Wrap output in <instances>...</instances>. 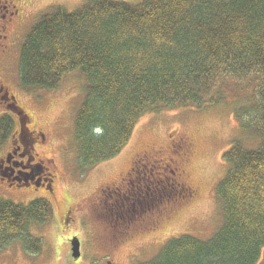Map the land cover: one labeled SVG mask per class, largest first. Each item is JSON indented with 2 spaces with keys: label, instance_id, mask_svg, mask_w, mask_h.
<instances>
[{
  "label": "trees",
  "instance_id": "obj_1",
  "mask_svg": "<svg viewBox=\"0 0 264 264\" xmlns=\"http://www.w3.org/2000/svg\"><path fill=\"white\" fill-rule=\"evenodd\" d=\"M19 85L55 90L80 72L78 162L89 169L117 157L147 113L235 102L234 117L259 145H232L216 187L222 226L206 241L170 240L147 264H257L264 248V0H86L73 12L43 14L20 48ZM15 123L0 116V149ZM53 219L44 200L0 201V252L20 242L39 254L29 228Z\"/></svg>",
  "mask_w": 264,
  "mask_h": 264
},
{
  "label": "rangeland",
  "instance_id": "obj_2",
  "mask_svg": "<svg viewBox=\"0 0 264 264\" xmlns=\"http://www.w3.org/2000/svg\"><path fill=\"white\" fill-rule=\"evenodd\" d=\"M85 1L28 0L21 9L20 21L5 33L0 32L11 44V49L3 53L0 37V84L15 98L17 112L22 113L16 117L0 110V116L10 115L15 123L13 139L1 147L0 156L18 138L30 150V132L31 154L47 169L40 177L53 176L52 193L32 185L10 187L0 178V201L28 205L44 200L53 209V219L48 224L29 228L31 236L41 241L40 253L29 254L20 242H15L0 252V264H147L170 240L190 236L206 241L223 223V205L215 194L228 168L223 154L234 144L247 149L259 145L255 134L241 128L233 113L236 104L228 100L223 105L201 109L147 113L139 119L128 145L117 157L83 169L78 162L74 124L86 95L84 76L70 73L55 90H25L19 85L18 67L24 38L40 16L55 8L73 12ZM111 1L131 5L141 0ZM162 164L168 165L166 173L177 165L184 173L183 182L196 191L195 196L164 207L142 224L136 210L126 219L135 217L139 223L134 220L117 235L121 223L116 226V221H111L106 203L118 201L127 189L138 186L139 179L159 177ZM111 216L116 219L113 212ZM74 239L80 244L78 259L71 254ZM257 264H264V248Z\"/></svg>",
  "mask_w": 264,
  "mask_h": 264
},
{
  "label": "flooded vegetation",
  "instance_id": "obj_3",
  "mask_svg": "<svg viewBox=\"0 0 264 264\" xmlns=\"http://www.w3.org/2000/svg\"><path fill=\"white\" fill-rule=\"evenodd\" d=\"M27 3L28 0H0V32L5 33L22 18L23 12L21 9H24ZM0 37L3 40L1 46L4 48V51L2 50V52L7 53L9 47L11 49V44H7L9 41H7L6 35L0 34ZM0 110L7 111L12 115L15 114L16 117H21L22 115L21 112H17L18 108L15 105V98L1 84ZM24 119L27 120L26 117ZM20 127L19 132L22 130L21 124ZM28 136L31 137L30 150L27 151L21 138H18L17 140L14 139L11 142L9 150L2 157L0 156V178L5 182L8 181V186L10 187L32 185L36 189L43 188L45 191L52 193L53 176L48 174L49 179H42L40 177L46 168L41 162H35V157L31 154L33 136L30 132ZM11 138L13 139V136ZM166 167H168L167 164H162L161 168L163 172L159 173L158 179L150 178V181L139 179L137 182L138 186H134V189H127L125 195H119L118 201L113 200L110 203H106V207H108L106 211L110 213L111 221H116V226L121 223L120 227H117V235L126 227L131 226L135 221L139 223V220H135V217L126 219V215L130 216L137 213L136 210H138L141 218L140 224H142L151 216L159 214L164 207L174 206L176 203L183 202V200L186 201L195 196L196 191L183 182L182 177H184V173L179 170V167L176 165L174 171L168 172L167 170V173ZM102 192L104 193L105 190ZM127 207H129L128 210ZM112 212L113 215H116V219H113L111 216ZM119 218L121 220H118Z\"/></svg>",
  "mask_w": 264,
  "mask_h": 264
},
{
  "label": "water",
  "instance_id": "obj_4",
  "mask_svg": "<svg viewBox=\"0 0 264 264\" xmlns=\"http://www.w3.org/2000/svg\"><path fill=\"white\" fill-rule=\"evenodd\" d=\"M71 254H72V257L74 259H78L79 258V255H80V252H79V249H80V244L79 242L75 239L74 241L71 242Z\"/></svg>",
  "mask_w": 264,
  "mask_h": 264
}]
</instances>
